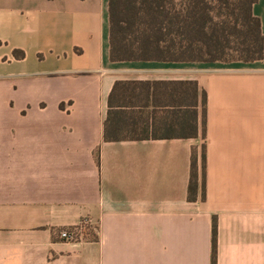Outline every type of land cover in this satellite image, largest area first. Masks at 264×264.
Here are the masks:
<instances>
[{
  "label": "crops",
  "instance_id": "1",
  "mask_svg": "<svg viewBox=\"0 0 264 264\" xmlns=\"http://www.w3.org/2000/svg\"><path fill=\"white\" fill-rule=\"evenodd\" d=\"M117 82L207 92L205 202L201 138L105 141ZM215 221V264H264V59L112 62L109 0H0V264H214Z\"/></svg>",
  "mask_w": 264,
  "mask_h": 264
},
{
  "label": "trees",
  "instance_id": "2",
  "mask_svg": "<svg viewBox=\"0 0 264 264\" xmlns=\"http://www.w3.org/2000/svg\"><path fill=\"white\" fill-rule=\"evenodd\" d=\"M258 0H109L112 62L255 63L264 59ZM18 60L23 51H15ZM208 94L196 82H117L106 142L202 139L193 154L189 200L207 198ZM75 240V230L68 231ZM217 221L213 228L214 264ZM93 239H98L92 234Z\"/></svg>",
  "mask_w": 264,
  "mask_h": 264
},
{
  "label": "built area",
  "instance_id": "3",
  "mask_svg": "<svg viewBox=\"0 0 264 264\" xmlns=\"http://www.w3.org/2000/svg\"><path fill=\"white\" fill-rule=\"evenodd\" d=\"M62 238H64V239H72V237L67 232H64L62 234Z\"/></svg>",
  "mask_w": 264,
  "mask_h": 264
}]
</instances>
